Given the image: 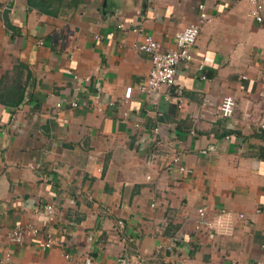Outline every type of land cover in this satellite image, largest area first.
I'll return each instance as SVG.
<instances>
[{"label":"crops","instance_id":"obj_1","mask_svg":"<svg viewBox=\"0 0 264 264\" xmlns=\"http://www.w3.org/2000/svg\"><path fill=\"white\" fill-rule=\"evenodd\" d=\"M199 4L210 21L192 59L169 89L140 92L150 61L134 49L133 30L161 51L174 48ZM250 8L245 0H0V257L264 264V23ZM224 96L235 105L221 119ZM169 151L190 175L169 166ZM201 207L210 219L227 213L228 229L194 232ZM28 224L39 235L8 240ZM47 236L61 246L43 248Z\"/></svg>","mask_w":264,"mask_h":264},{"label":"built area","instance_id":"obj_2","mask_svg":"<svg viewBox=\"0 0 264 264\" xmlns=\"http://www.w3.org/2000/svg\"><path fill=\"white\" fill-rule=\"evenodd\" d=\"M251 6L249 11V16L258 24H263V4L261 0H245ZM197 14L195 22L183 30L178 32L175 36V46L174 48L167 49L165 51L160 50L159 44L147 34H143L140 29L133 30L138 36V41L133 45L134 49L142 52L149 57L150 69L143 82V85L138 88L140 92L146 93L148 95H154L163 89H169L174 82V75L178 65L186 64L192 59V49L195 44L196 38L198 36L199 28L208 23L210 18L204 11L203 5L199 4L196 6ZM115 28L120 29V23L115 24ZM108 37L112 36V32H109ZM70 74V72H68ZM72 78L76 79L75 75ZM98 95V94H97ZM96 95V97H97ZM130 88L124 89L122 100L120 102H125L129 99ZM209 99L207 97L203 98V104L206 106ZM118 104V103H117ZM120 104V103H119ZM234 101L230 96L221 97L217 106L216 116L218 118L224 119L231 116L234 109ZM77 104L75 102H70V107L75 108ZM108 106H114L109 103ZM59 108V104L55 105ZM97 109H100L97 107ZM122 116L125 117L126 113L123 112ZM259 127L264 128V123H260ZM157 129H153V133H156ZM201 154H205V151H201ZM169 158V166H175L177 172L182 175H190L191 170L184 167L180 161V155L174 152H167L164 154ZM42 211L45 214L46 220L50 221L53 216L52 207L50 205H44ZM258 211H256L257 213ZM227 213L220 211L218 214L214 215L212 219L208 218L203 207L196 210V218L193 222V231L200 232L202 230L218 229L225 231L228 229V222L223 219ZM238 218H242L239 215ZM264 232V231H263ZM39 235L38 230L31 224L21 226L15 225L7 233V238L12 243H21L25 236H37ZM43 248H50L52 246H61L56 243L50 236L45 238L43 243ZM64 258L68 259V255H64ZM0 264H10L9 254L6 253L3 257H0ZM83 264H93L91 260L84 259ZM114 264H140L132 260L128 256H119Z\"/></svg>","mask_w":264,"mask_h":264}]
</instances>
